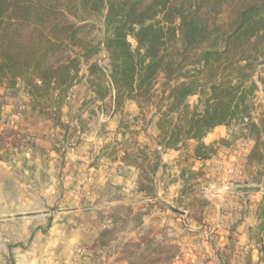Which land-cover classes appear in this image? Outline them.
<instances>
[{
  "label": "rangeland",
  "instance_id": "rangeland-1",
  "mask_svg": "<svg viewBox=\"0 0 264 264\" xmlns=\"http://www.w3.org/2000/svg\"><path fill=\"white\" fill-rule=\"evenodd\" d=\"M92 23L91 38L99 43V49L90 61L79 59L78 79L60 107L62 126L34 109L20 82L13 89L0 85V160L21 170L28 167V172L18 175L32 189L29 197L39 201L43 197L44 207L54 214L65 210L67 225L83 227L90 234L76 245L74 253L63 254L64 258L81 264L121 260L129 264L169 263L179 253L176 234L192 229V222L205 230L211 252L232 263L237 245L234 233L239 232L233 227L241 228L244 222L255 223L248 228L252 246L250 242L241 244L246 247L243 253H236L237 260L251 263L254 249L264 260V164L249 162L256 135L242 130L244 125L238 118L223 124L221 132L211 130L204 139L217 143L212 155L203 161L193 158L196 142L189 140L177 150L179 155L172 163L162 159L155 177L157 195L138 192L139 170L122 161L124 149L137 141L150 153L158 150L161 157L168 150L156 140V109L142 112L135 102L127 101L115 112L108 81L100 70L90 72L91 63L99 64L108 75L110 70L104 45L108 29L101 19ZM129 40L136 45L132 36ZM262 78L264 55H259L246 82L245 100L257 122L264 110ZM108 88L109 93L102 97ZM188 102L197 103L198 95L189 96ZM244 185L260 188L237 190ZM245 196L251 198V207L243 203ZM236 200L240 204L235 205ZM223 235L227 239H222Z\"/></svg>",
  "mask_w": 264,
  "mask_h": 264
},
{
  "label": "trees",
  "instance_id": "trees-1",
  "mask_svg": "<svg viewBox=\"0 0 264 264\" xmlns=\"http://www.w3.org/2000/svg\"><path fill=\"white\" fill-rule=\"evenodd\" d=\"M96 19L109 32L110 70L89 69L108 81L115 112L127 101L142 112L154 107L158 144L179 150L193 140L196 161L215 151L217 140L204 142L207 134L238 118L257 137L249 162L264 164V110L254 121L245 103L246 82L264 55V0H0V85L20 82L34 109L62 126L60 107L78 79L79 59L90 61L99 49L91 38ZM122 161L139 170L138 192L157 195L161 152L132 141Z\"/></svg>",
  "mask_w": 264,
  "mask_h": 264
},
{
  "label": "crops",
  "instance_id": "crops-1",
  "mask_svg": "<svg viewBox=\"0 0 264 264\" xmlns=\"http://www.w3.org/2000/svg\"><path fill=\"white\" fill-rule=\"evenodd\" d=\"M222 127L223 124L217 125L212 130L221 132ZM29 152L32 151H28L26 155H29ZM178 153L177 150H168L162 155L163 163H172V159H175ZM26 168L28 167L21 170L17 165L0 160V264H81L66 260L63 254L74 253L76 245L81 244L83 239H88L90 234L83 227L74 229V226L67 225L65 210L62 212L58 210V214H54L49 208L44 207L43 197L40 201L29 197L32 189L27 183H22L18 175L22 171L28 172ZM21 189L23 191H20ZM43 193L42 191V195ZM45 193H48V187ZM46 195L44 199L48 201ZM243 199V203L251 207V198L245 196ZM213 202L216 205L219 203L216 200ZM237 204L240 203L236 200L235 205ZM182 215L187 216V213ZM223 218L226 219V215ZM190 225L192 229L188 228L182 234H176L175 242L179 253L165 264H247L242 259L237 260L239 256L236 253H243L242 248L246 246L243 247L241 244L250 242L249 246H252L251 232L248 228L255 223L243 222L241 228L233 227V229L237 227L236 230L239 232L234 233L237 245L233 250L235 257L233 256L232 263L224 261L218 253L211 252L204 238L205 230L198 229L200 226H196L195 223L190 222ZM221 238L225 239L226 236L223 235ZM252 260L248 264H264L257 249L253 250ZM110 264L129 263L121 260Z\"/></svg>",
  "mask_w": 264,
  "mask_h": 264
},
{
  "label": "water",
  "instance_id": "water-1",
  "mask_svg": "<svg viewBox=\"0 0 264 264\" xmlns=\"http://www.w3.org/2000/svg\"><path fill=\"white\" fill-rule=\"evenodd\" d=\"M260 187L258 186H249V185H244L240 186L237 188L238 191H255L258 190Z\"/></svg>",
  "mask_w": 264,
  "mask_h": 264
}]
</instances>
